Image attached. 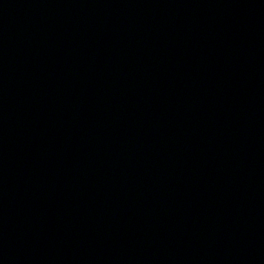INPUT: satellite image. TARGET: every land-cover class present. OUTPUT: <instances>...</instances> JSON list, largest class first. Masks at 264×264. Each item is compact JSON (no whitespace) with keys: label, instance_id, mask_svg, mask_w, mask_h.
<instances>
[{"label":"water","instance_id":"obj_1","mask_svg":"<svg viewBox=\"0 0 264 264\" xmlns=\"http://www.w3.org/2000/svg\"><path fill=\"white\" fill-rule=\"evenodd\" d=\"M0 264H264V0H0Z\"/></svg>","mask_w":264,"mask_h":264}]
</instances>
